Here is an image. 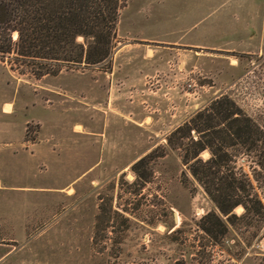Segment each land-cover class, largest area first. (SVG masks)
<instances>
[{"label": "rangeland", "instance_id": "1", "mask_svg": "<svg viewBox=\"0 0 264 264\" xmlns=\"http://www.w3.org/2000/svg\"><path fill=\"white\" fill-rule=\"evenodd\" d=\"M163 1L121 0L98 65L40 75L0 55V264H264L259 151L224 149L220 174L262 202L225 215L193 173L212 153L194 158L209 130L191 121L228 97L264 130V0H165L174 17L154 18Z\"/></svg>", "mask_w": 264, "mask_h": 264}, {"label": "trees", "instance_id": "2", "mask_svg": "<svg viewBox=\"0 0 264 264\" xmlns=\"http://www.w3.org/2000/svg\"><path fill=\"white\" fill-rule=\"evenodd\" d=\"M120 7L121 0H0V55L14 52L46 66L40 75L55 74L53 67L101 64L114 47ZM196 118L192 127L198 132L208 129L209 140L194 142V158L205 149L212 153L204 163L197 159L204 167L193 170L204 191L225 215L237 205L258 213L256 205L262 202L250 197V178L220 172L227 167L224 149L237 142L259 151L258 164L264 168L263 128L228 97L214 100ZM221 123L225 127L217 129Z\"/></svg>", "mask_w": 264, "mask_h": 264}, {"label": "crops", "instance_id": "3", "mask_svg": "<svg viewBox=\"0 0 264 264\" xmlns=\"http://www.w3.org/2000/svg\"><path fill=\"white\" fill-rule=\"evenodd\" d=\"M170 1V0H168ZM174 2V1H173ZM172 2L167 3L165 0L159 4L160 6H158L157 8H153L152 10V16L154 18H159V19H166V18H172L175 15V6L171 5ZM150 41H156L159 43H169L171 45H175L177 44V42L181 39V37H175V35H169V36H165L162 37L159 34L157 36L154 37H149L148 38ZM144 40H147V37L144 38ZM9 103H6L5 105H8ZM2 114L4 115H9V112H2ZM3 127H5V123H3ZM4 147H7L11 144V142H3L2 143ZM19 146L22 145V142H18ZM33 153L30 152V155H32ZM4 187V186H3ZM3 187L1 186V181H0V191H2Z\"/></svg>", "mask_w": 264, "mask_h": 264}]
</instances>
